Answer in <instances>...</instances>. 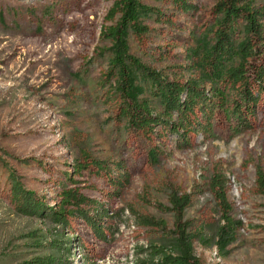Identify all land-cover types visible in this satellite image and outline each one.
<instances>
[{"label": "rangeland", "instance_id": "374dc122", "mask_svg": "<svg viewBox=\"0 0 264 264\" xmlns=\"http://www.w3.org/2000/svg\"><path fill=\"white\" fill-rule=\"evenodd\" d=\"M113 1L0 0V264L48 257L58 264H156L153 246L176 255L172 191L190 195V264H264V197L255 185L256 167H264V18L263 38L248 37L254 54L244 58L238 46L245 23L223 28L219 0H188V12L173 0H137L147 31L125 35L128 54L142 66H128L130 98L169 123L148 133L120 114L122 78L112 66L113 42L100 34ZM251 5L264 11V0ZM227 27L234 50L221 57L214 47ZM230 68L243 73L255 104L243 99V81L234 82ZM146 70L196 82L203 106L167 116ZM77 165L87 168L77 172ZM11 174L50 206L65 188L96 201L108 210V241L79 217L62 227L16 214ZM214 174L225 176L232 218L241 223L229 244H218L224 221L208 189ZM145 217L162 224L144 226Z\"/></svg>", "mask_w": 264, "mask_h": 264}, {"label": "trees", "instance_id": "16d2710c", "mask_svg": "<svg viewBox=\"0 0 264 264\" xmlns=\"http://www.w3.org/2000/svg\"><path fill=\"white\" fill-rule=\"evenodd\" d=\"M179 8L188 12L192 5L188 0H173ZM252 0H219L215 6V10L222 16L221 26H232L237 20L241 19L245 23V35L247 37L238 47L244 58L253 56L254 48L251 45V39L248 37H260L262 27L260 20L264 18V11L261 8L253 7ZM145 7L137 0H114L105 17L106 24L101 29V36L110 39L113 42L114 57L112 66L118 69V75L122 80L119 81L118 89L121 95L120 114L122 117L136 128L143 132H153L155 126L160 125L164 120L158 115H153L151 108L146 101L136 102L130 98L132 90V80L128 71V66L142 67L140 63L128 54V45L125 39L127 30L135 35H142L147 31V27L141 25L138 16ZM227 30H221L218 35L215 52L221 56H228L233 52L232 36ZM261 38H263L261 36ZM147 76L153 84H155L154 95L157 96L164 107V114L170 116L177 113L183 117L187 112H192L195 106H203L205 91L200 88L196 82L180 83L177 81L163 80L154 71L146 70ZM228 76L234 81L242 79L245 90L241 91L243 99L255 104L257 95H253L246 89V79L239 68H230ZM248 108V107H247ZM251 112V111H250ZM181 121V120H180ZM179 121V122H180ZM167 122V121H164ZM164 124V123H163ZM169 123H165L168 128ZM173 130L175 126H171ZM172 130V131H173ZM93 166L97 171L103 170V166L99 161L92 160ZM77 172L87 168V165H77ZM255 185L257 192L264 197V167H256ZM110 179V178H109ZM115 184H122L124 181H114ZM226 178L221 174H214L208 181V189L214 197L218 208L220 209L221 219L224 224L218 229V244H229L234 240L235 232L241 225L239 221L232 218L231 205L227 198ZM116 188L117 186L114 185ZM60 200L54 206L48 205L43 197H38L36 193L25 189L20 183L18 177L10 175L9 203L14 212L22 216H34L38 218H48L56 226L67 227L70 217H79L91 230L93 236L102 242L108 241L107 230H111L110 226L104 225L103 216L108 214V210H104L96 201H93L80 193L76 188H65L60 192ZM170 210L174 214V235L175 240L172 250L176 255L163 254L162 249L151 247L150 261L158 258L156 264H190L195 263L196 259L191 253V244L187 233L188 221L184 218L185 209L190 203V195L188 193H180L172 191L168 196ZM91 206L93 214H90ZM140 224L144 226L161 225L149 218H143ZM112 233V231H111ZM32 264H58L53 257L36 258L29 261ZM141 264H148L141 261Z\"/></svg>", "mask_w": 264, "mask_h": 264}]
</instances>
